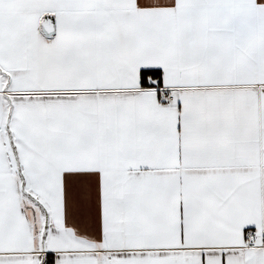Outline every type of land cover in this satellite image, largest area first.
Listing matches in <instances>:
<instances>
[{
  "label": "snow or ice",
  "instance_id": "snow-or-ice-1",
  "mask_svg": "<svg viewBox=\"0 0 264 264\" xmlns=\"http://www.w3.org/2000/svg\"><path fill=\"white\" fill-rule=\"evenodd\" d=\"M0 264H264V0H0Z\"/></svg>",
  "mask_w": 264,
  "mask_h": 264
}]
</instances>
